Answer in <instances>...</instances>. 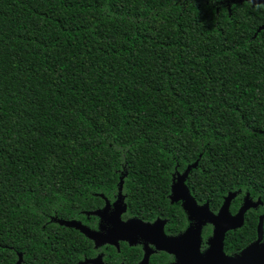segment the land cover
Listing matches in <instances>:
<instances>
[{
  "label": "trees",
  "instance_id": "1",
  "mask_svg": "<svg viewBox=\"0 0 264 264\" xmlns=\"http://www.w3.org/2000/svg\"><path fill=\"white\" fill-rule=\"evenodd\" d=\"M188 167L213 212L229 193L232 213L261 200L225 233L227 255L260 216L264 241V4L0 0V264H135L139 246L98 247L58 220L94 230L121 194L122 220L177 234L188 220L169 196Z\"/></svg>",
  "mask_w": 264,
  "mask_h": 264
},
{
  "label": "water",
  "instance_id": "2",
  "mask_svg": "<svg viewBox=\"0 0 264 264\" xmlns=\"http://www.w3.org/2000/svg\"><path fill=\"white\" fill-rule=\"evenodd\" d=\"M250 1H252L253 4H264V0ZM189 168L190 167H188L183 174L174 176L169 197L173 202L181 201V206L190 220H192L194 216L199 218V221L194 228L191 222L189 226L177 236H167L164 233V223L161 220H157L153 224L145 223L139 219L123 221L120 216L121 213L125 211V204L121 194H119L117 200L113 202L114 205H118L119 207L113 218V227L106 235L101 234L97 230L89 229L79 221L58 220V222L80 230L86 236L93 239L96 244H103L106 242L116 244L117 240L127 239L137 233L141 236H153L155 239H158L156 245L159 248L180 256L177 257V262L175 264H264V241H262L263 216L259 218L257 224V238L253 242L246 245L239 253L234 255H227L223 250L225 233L228 230L240 227L243 224L244 214L247 209L251 206H256L260 200L258 199V201L254 202L246 197L238 212L232 215L229 211V204L235 193L228 194L218 213H213L209 210L207 203L203 205L197 204L185 185L184 180ZM177 176L182 178V185L184 187L182 193L174 191V180ZM110 205L111 204L107 203L102 209L92 213L99 217L101 212ZM207 223H210L213 227L212 234L207 239V248L202 252L200 250L201 230ZM91 262L94 264H103L100 260H92Z\"/></svg>",
  "mask_w": 264,
  "mask_h": 264
},
{
  "label": "flooded vegetation",
  "instance_id": "3",
  "mask_svg": "<svg viewBox=\"0 0 264 264\" xmlns=\"http://www.w3.org/2000/svg\"><path fill=\"white\" fill-rule=\"evenodd\" d=\"M234 193H237V192H234ZM229 194H232V193H229ZM228 196V194L227 195H225L224 196V198H223V202H224V199L226 198ZM235 196H233L232 198H231V200H230V204H231V201H232V199L234 198ZM249 198L250 200H252V201H254V202H256V201H258V199H256V200H253L251 197H250V195L248 194V193H246L244 196H243V198H242V200H241V203H240V206H239V208L237 209V211L236 212H234V213H232L231 211H230V204H229V211H230V213L232 214V215H234L235 213H237L238 212V210L240 209V207L243 205V202H244V199L245 198ZM177 202H180V204H181V201L179 200V201H177ZM223 202H222V204H223ZM113 203H111V205H112ZM203 204H206V203H203ZM203 204H199V205H203ZM222 204H221V206H222ZM261 204V200H260V202H258V204L256 205V206H251V207H249L248 209H251V208H256V207H258L259 205ZM220 206V207H221ZM209 208V207H208ZM220 209V208H219ZM219 209H218V211H219ZM247 209V210H248ZM210 210V209H209ZM211 211V210H210ZM218 211L217 212H213V213H218ZM186 216H187V220H188V225H187V227L189 226V224L191 223V220L188 218V215L186 214ZM131 219H139V218H137V217H132V218H127V219H123V221H128V220H131ZM139 220H141V219H139ZM157 220H161V221H163V223H164V225H163V230H164V226H165V223H166V220L165 219H159V218H156L155 220H153V221H143V220H141V221H143V222H145V223H149V224H153V223H155ZM98 223H99V217H98ZM98 223H97V227H96V229H94V230H97V228H98ZM211 225L210 223H207V224H205L203 227H202V230H201V243H200V250L203 252L206 248H207V239H208V237L212 234V230H211V234L204 240L203 238H202V231H203V228L206 226V225ZM186 227V228H187ZM211 227H212V225H211ZM185 228V229H186ZM213 228V227H212ZM183 231H181V232H179V233H177V234H167V233H165V231H164V233L167 235V236H177V235H179V234H181ZM135 235H139V236H141L140 234H135ZM135 235H133V236H130L129 238H127V239H119V240H117V242H116V244L115 243H103V244H96L95 243V241H94V243H95V245L96 246H98V247H100V246H102V245H104V244H110V245H113L114 247H116L117 249H119V243L120 242H126L129 246H139L140 247V249H141V251H142V255H141V258L135 263V264H150V259H151V257L153 256V255H155V254H157L158 252H166V254L168 255V257H171V259L169 260V261H167L165 264H175L176 262H177V257H180L179 255H177V254H175V253H171V252H168L167 250H164V249H161V248H159L157 245H156V243H157V240L158 239H155L153 236H141V239H138V238H135ZM98 247H95V248H98ZM240 252V251H239ZM238 252V253H239ZM234 254H237V253H233V254H231V255H234ZM92 260H100L102 263H103V259H102V253H100V254H98L96 257H91V258H85V260L84 261H81V262H78L77 264H84V263H86V264H94L93 262H91ZM21 261H22V257H17V260H16V263L15 264H21ZM104 264V263H103ZM119 264H124L123 262H120Z\"/></svg>",
  "mask_w": 264,
  "mask_h": 264
},
{
  "label": "rangeland",
  "instance_id": "4",
  "mask_svg": "<svg viewBox=\"0 0 264 264\" xmlns=\"http://www.w3.org/2000/svg\"><path fill=\"white\" fill-rule=\"evenodd\" d=\"M182 178L178 177L174 180V191L177 193H182L184 190V187L182 185ZM120 205V204H119ZM118 205H110L107 208H105L100 216H99V223L97 231L100 232L103 235H106L108 232H110V229L113 227V218L115 217V214L118 210ZM199 218L194 217L191 220L192 227H196V223L199 221ZM135 238L141 239V236L135 235Z\"/></svg>",
  "mask_w": 264,
  "mask_h": 264
}]
</instances>
